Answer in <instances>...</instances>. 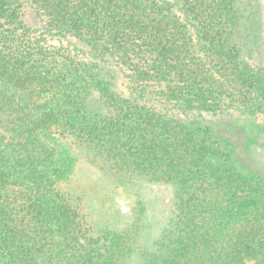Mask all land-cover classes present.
<instances>
[{
  "label": "trees",
  "instance_id": "obj_1",
  "mask_svg": "<svg viewBox=\"0 0 264 264\" xmlns=\"http://www.w3.org/2000/svg\"><path fill=\"white\" fill-rule=\"evenodd\" d=\"M252 4L0 0V264H264V175L217 130L264 131ZM63 138L121 182L172 186L151 246L87 223Z\"/></svg>",
  "mask_w": 264,
  "mask_h": 264
},
{
  "label": "rangeland",
  "instance_id": "obj_2",
  "mask_svg": "<svg viewBox=\"0 0 264 264\" xmlns=\"http://www.w3.org/2000/svg\"><path fill=\"white\" fill-rule=\"evenodd\" d=\"M252 1L251 9L259 23L258 29H253L255 48L250 62L256 68H264V0ZM53 42L56 43L55 39ZM217 130L238 146L237 157L243 165L264 175V131L255 121L236 115L221 121ZM61 140L58 151L75 161L69 188L81 197L87 223L94 229L120 230H135V225L139 224L142 231L136 237L137 243L140 247L151 246L169 222L173 208L172 186L144 180L121 182L107 175L74 140Z\"/></svg>",
  "mask_w": 264,
  "mask_h": 264
}]
</instances>
